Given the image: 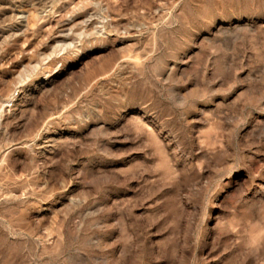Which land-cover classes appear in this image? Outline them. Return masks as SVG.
I'll return each instance as SVG.
<instances>
[{"label":"rangeland","instance_id":"1","mask_svg":"<svg viewBox=\"0 0 264 264\" xmlns=\"http://www.w3.org/2000/svg\"><path fill=\"white\" fill-rule=\"evenodd\" d=\"M0 264H264V0H0Z\"/></svg>","mask_w":264,"mask_h":264}]
</instances>
